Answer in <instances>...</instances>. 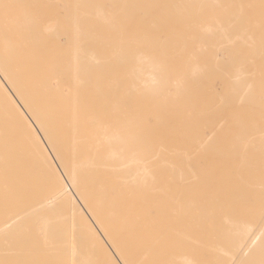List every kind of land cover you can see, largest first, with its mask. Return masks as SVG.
Masks as SVG:
<instances>
[{"label": "bare ground", "instance_id": "6f19581e", "mask_svg": "<svg viewBox=\"0 0 264 264\" xmlns=\"http://www.w3.org/2000/svg\"><path fill=\"white\" fill-rule=\"evenodd\" d=\"M28 1L0 0V264H264V159L245 158L264 155V140L186 146L188 86L219 75L194 62L227 52L206 54L200 42L228 35L240 16L225 8L233 0H119L116 14L103 6L105 18L100 6L105 25L86 38L85 18L83 44L70 48L69 94L18 62L37 40L36 29L25 33L47 23ZM57 18L45 29L70 31ZM121 77L135 85L125 90ZM135 90L142 104L132 111ZM243 94L233 99L257 106L254 92ZM172 117L183 158L165 138Z\"/></svg>", "mask_w": 264, "mask_h": 264}, {"label": "rangeland", "instance_id": "374dc122", "mask_svg": "<svg viewBox=\"0 0 264 264\" xmlns=\"http://www.w3.org/2000/svg\"><path fill=\"white\" fill-rule=\"evenodd\" d=\"M31 1H28L29 5H30L29 2H31V5L29 7V9H31L32 11L31 14L34 13L33 15H37L40 17L42 16L43 19L47 20L48 24H50L49 22H51V24H55L51 20L54 19L55 22L56 21L55 19L57 18L56 16L58 15L59 20L57 18V21L59 22V25H57L58 22L56 23V25L58 27L61 25L60 31H62L61 28L63 27V25L64 28H69V29L71 28L70 29L71 31L73 28L72 22H74L75 19L77 22L75 21L74 25H76L77 23L78 27L76 28V26H74L75 28L73 30L75 29L77 30L78 28H81L82 26L80 24L82 23L87 24V22H89L86 21L87 18L93 21V22L90 21V24L91 22L92 24H94L95 18H92V16L93 15L95 16L94 14L95 10L97 11V14L99 11L101 13V8H100L101 6L105 12V15L102 14L103 17L105 18V16H108V14L106 13L107 9L109 11L110 6H114L115 3L119 2V0L116 1L111 0V2L110 0L109 1L106 0L107 2H103L104 0H92L91 1V3L93 2L91 5L92 7L91 6L83 7L82 5L83 1L81 0L82 7H79L78 6V4L80 5V2L78 3L79 0H76L77 2H75V0H35L34 2L33 0ZM121 1L127 2V4L132 3L130 0H120L121 5L124 3V2L122 3ZM89 2H87L88 5L90 4ZM74 5L75 6L77 5L78 7L76 6L75 8ZM118 5L119 7H121L119 3ZM103 6L105 7L108 6V8H106V11ZM116 6H114V8ZM27 7L28 6H26V9ZM56 7L57 10H55ZM114 8L112 7V9ZM225 8L231 9L233 10V12L240 14V16H235L233 18L235 21H233V25L230 27L228 35L225 37L216 35V37L213 40H210V42L209 40L206 41L207 43L202 41L200 42L198 41V39L196 42V44L200 42V45L202 46L203 51L206 54L216 47L217 48L219 47L221 50L225 49L227 52L224 53L220 52L218 55L217 62H194L201 64L202 68L205 71H208L209 67L214 68L218 66L219 68V73H218L219 75H217L216 77H213L212 75L205 77V81L200 83V87L197 88L198 85L197 83L199 81H195V83L192 85L190 84L191 87L188 86V88L191 89V92L187 96L188 104H187L186 118L193 119L192 124H194V128L189 130V132H191L192 137L191 138L188 137V139H186V146L194 151L197 150L198 143L200 141H206L207 145L208 142L217 143L220 145L222 144L227 145L228 143L232 142L231 140L232 137L236 135H247L251 137L250 140L254 142H260V140H264L261 139L264 138V91H260V88L264 84V24H263L264 0H233V4L232 5L227 4L225 5ZM57 11L59 14L57 13ZM21 13L22 10L16 12V14L18 15H20ZM110 13H113V11H111ZM123 13L125 16L129 14L128 12L126 13L125 11H123ZM91 14L93 15L91 16ZM113 14L110 15L113 16ZM98 16L100 18L102 17L100 14L96 16L97 17L96 21L100 20L97 22L99 25L95 23L96 25L94 24L95 27L93 28H91L92 26H90V24L88 25V27L86 25L84 32L86 31V29L87 32L89 31V29L98 30L99 27L102 28V26L105 25L104 23H106V21L103 20L104 18L99 19ZM68 17L74 19V20L72 19L73 21H70V19L67 20L70 21L72 24L65 20V18ZM78 18H80V20ZM82 19L83 21L84 20L85 21L84 22L81 21ZM101 20L104 21L103 23L104 25L102 24ZM32 21L30 20L29 23L31 24L37 23ZM43 21L44 20H41V22ZM41 22L38 21V23ZM99 22L102 24V26H100L101 24ZM47 23L43 22L44 25L41 26V28L39 27V29L41 30L40 34H38L37 28L35 27H32V29L31 28L28 29L31 31L25 33V35L29 34V32L31 34L34 28L36 29V32L39 36L37 34H35L36 36L33 35L34 33H36L33 30L34 33L32 32L30 37L35 38L32 39L34 41L36 39L37 40L35 41L34 45H32L33 48L31 50L24 48V55L20 57L18 62L27 64V69H26L27 71L31 73L39 72V74L47 78L54 79L61 85L66 86L67 84L72 83V81L70 80L71 78L70 74L72 73L73 65L76 63L73 62L74 61L72 56L73 47L82 45L84 39H82L83 42L80 41L82 42L81 44L79 43V39L85 37L86 34L88 33L85 32L86 34H84L83 36L84 32L82 31L83 33L81 34L78 31L79 30L78 29L77 32H79L78 34L80 37H75V35L78 34L76 30L75 31L72 30V33L75 34L74 36L72 34V38L73 37L76 38V40H74L75 38H73V44H72L70 31L67 30V33L70 34V36L67 33H66L67 35L64 34V32H66L65 29L63 30L64 32L62 31V33L57 32L59 35L56 33L55 29H53L55 33L53 32L52 34V32L50 31L51 32L50 34L48 32L49 30H47V28L45 29L44 27L45 25H47ZM66 23H70V24L69 25L67 24L68 25L67 26L65 25ZM208 23H210V21L202 25L203 28L202 32L208 31L206 27ZM84 26L85 25H83V27ZM50 27L49 29L52 30ZM54 27L56 28V26ZM96 27L98 28L96 29ZM198 30L197 32H199ZM89 32L90 35L89 37L86 36V38H91V37L94 38L93 36H91V33L92 34L95 33H93L92 31ZM54 34L56 36H54ZM80 34L83 37H81ZM101 34L98 33V35ZM62 35H64L65 37L67 36L66 38H71V40L69 39L64 40V37L63 38L61 37ZM31 38L29 40H31ZM59 40L62 41V43L59 42ZM30 42L33 43L32 41H29V43ZM70 48L72 49V51ZM259 49L262 51L259 52L258 51ZM234 52L237 53L234 54ZM124 66H126L129 69L134 67V65L131 62H127V65L124 64ZM57 70L60 72L58 76L56 75ZM240 70L242 72H240ZM127 78L125 79L124 82V80L121 77V87L124 85L125 90L126 87H128V89H131L135 85L134 83H130V80H128ZM67 88L68 87L66 86L65 91L66 94H69ZM194 90H196L198 93L194 92ZM243 92L246 93L243 94ZM251 92H254V94L256 95L255 100H258V102L257 103L254 102V104H256L257 106L250 105L249 103H247V101L244 98L243 100L233 99L234 94H243L246 96L247 94H251ZM132 96L134 97L131 103V108H132L131 110L133 111L134 102H136L137 104L139 103L142 104V102L139 91L137 92V90H135L132 93ZM90 99L91 98H87V100ZM178 120H181L180 116H178ZM173 122H174V117L171 118V123L169 124L171 128H169L165 133V138H167V140L171 144L170 146L171 156L174 158H183L185 156H183L181 152L178 151L180 150V148L183 147L176 146L173 143L175 137V133H174L175 129ZM242 127H245V130L242 129ZM176 136H177L176 137L177 140H181L178 134H176ZM236 140H241V139H236ZM206 147L200 146L199 151L204 150ZM198 156L201 158L207 157L205 155H190V157L192 158ZM219 157H225L227 159H233V160L242 158L241 155L239 156L236 154L220 155ZM245 158L264 159V155L248 154L245 156Z\"/></svg>", "mask_w": 264, "mask_h": 264}]
</instances>
